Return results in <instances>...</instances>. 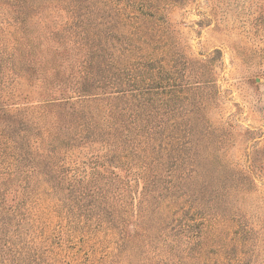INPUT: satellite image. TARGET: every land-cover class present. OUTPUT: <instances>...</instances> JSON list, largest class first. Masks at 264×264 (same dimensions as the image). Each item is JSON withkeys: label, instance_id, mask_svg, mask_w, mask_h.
<instances>
[{"label": "rangeland", "instance_id": "374dc122", "mask_svg": "<svg viewBox=\"0 0 264 264\" xmlns=\"http://www.w3.org/2000/svg\"><path fill=\"white\" fill-rule=\"evenodd\" d=\"M0 264H264V0H0Z\"/></svg>", "mask_w": 264, "mask_h": 264}, {"label": "trees", "instance_id": "16d2710c", "mask_svg": "<svg viewBox=\"0 0 264 264\" xmlns=\"http://www.w3.org/2000/svg\"><path fill=\"white\" fill-rule=\"evenodd\" d=\"M140 8L142 9L144 7L143 3H139ZM82 37L79 36L78 40L83 41L84 43H87L86 39L88 40L87 33L86 32H81ZM139 81H137L135 84L138 85ZM80 86V87H79ZM77 88H75L77 94H84L87 93L90 89V86H81L79 85Z\"/></svg>", "mask_w": 264, "mask_h": 264}]
</instances>
